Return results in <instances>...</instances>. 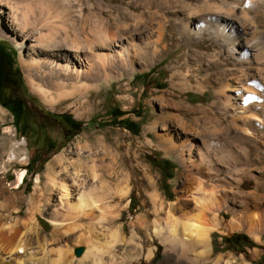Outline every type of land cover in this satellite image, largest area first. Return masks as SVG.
I'll list each match as a JSON object with an SVG mask.
<instances>
[{"label":"bare ground","instance_id":"1","mask_svg":"<svg viewBox=\"0 0 264 264\" xmlns=\"http://www.w3.org/2000/svg\"><path fill=\"white\" fill-rule=\"evenodd\" d=\"M121 3L128 7L121 8ZM104 6L106 11L102 9ZM201 9L204 13L198 18ZM166 24L179 28L180 35L186 38L207 34L223 44L222 69L215 81V93L219 112L224 117L217 120L205 116L201 128L213 134L201 141L205 151L194 145V135H185L184 144L172 143L169 127L164 129L161 141L178 148L181 163L190 173L194 169L203 175L221 164L228 168L229 162L222 160V156L221 160L208 159V150L215 154L223 151L226 156L232 154L228 159L238 157L232 144L264 131V0H87L85 4L81 0H0V33L9 34L7 37L20 49L28 48L31 57L25 65L26 72L32 70L41 81L43 86L34 87L46 101L71 96L91 101L101 92L100 80L122 76L121 68L133 64L141 53L155 55L165 39ZM257 26L262 27L261 32ZM28 79L31 83V77ZM47 90H53V95ZM223 120L227 124L225 130V125L220 126ZM227 140L231 145H225ZM103 154L105 150L88 149L87 155L72 161L64 160L63 156L55 158L60 168L54 162L48 164L47 183L40 185L39 177L35 179L28 198L27 217L20 219L21 209L17 207L6 215L0 214V264L114 263L105 262L102 255L109 251L96 246L100 230L109 227L111 240L121 241V264H141L143 256L146 261L152 259L154 249L148 247L144 255L134 226L128 235L124 226L121 230L110 226L107 216L117 210L120 198L121 202L127 199V205L131 198L127 197L128 187H121V167L116 161L107 162ZM26 172L24 168L16 172L15 188L21 186ZM191 196L197 213L185 219L176 217L172 204L166 209L164 202L151 196L153 212L157 217L165 216L163 225L167 229L163 232L157 218H153L152 233L167 249L171 243L208 246L211 226L206 219L204 201L193 193ZM42 206L48 207L45 215L52 225L53 239L86 221L84 227L90 238L83 240L82 233L67 236L74 245L68 244L63 254L54 251L56 258L49 257L54 247H50L53 242L39 222L37 212ZM13 213L18 215L14 220ZM138 226L142 225L138 222ZM32 236L35 251L30 250ZM80 242L85 244L83 251L80 250L82 254L76 256L72 249ZM128 243L138 246L139 251L130 255ZM206 250L197 252V257L204 258ZM21 251L24 254H18Z\"/></svg>","mask_w":264,"mask_h":264},{"label":"rangeland","instance_id":"2","mask_svg":"<svg viewBox=\"0 0 264 264\" xmlns=\"http://www.w3.org/2000/svg\"><path fill=\"white\" fill-rule=\"evenodd\" d=\"M81 1L83 4L87 2ZM122 7L128 6L121 3ZM102 9L107 10L105 6ZM110 13L116 20L115 12L111 10ZM203 13L201 9L197 17L201 18ZM257 28L261 32L262 27ZM165 29V39L158 45L155 55L141 53L133 64L121 68L122 76L100 80V94L88 102L77 96L44 100L34 87L43 84L32 70L28 73L25 69L31 57L28 48L23 46L20 49L7 37L9 34L0 33V68L13 80L16 92L25 103V117L37 121L40 117L33 109L51 110L69 114L77 124L72 136L58 135L55 146L45 151L47 142L37 148L35 142L19 134L11 114L0 104V214L6 215L17 207L21 209L19 218L27 217L28 198L35 179L39 177L40 185L47 183L48 164L54 162L60 168L55 158L63 156L64 160L72 161L80 155H87L88 149L105 150L104 159L111 163L116 161L121 167V187H128L127 197L131 198L129 205L127 199L121 202L120 198L117 210L107 216L108 221L113 228L121 230L124 226L127 235L134 226L144 255L148 247L154 249L152 259L146 261L143 256L141 264H225L226 261L230 264H264V131L247 138V141L232 144L238 156L234 155L233 159H228L232 154L226 156L223 151L216 152L218 157L208 150V159L221 160L222 156V160L229 162L228 168L221 164L200 175L194 169L190 173V169L184 167L179 150L173 148L172 143L184 144L185 135H194V145L205 151L201 141L205 136L213 135L201 128L205 116L217 120L224 117L219 112L220 103L215 93L224 51L221 41L210 35L186 38L171 24H166ZM49 92L53 95V90ZM220 126L225 130V120ZM167 127L172 143L161 141ZM47 130L55 134L50 128ZM225 145L231 144L227 140ZM21 168L27 172L21 186L15 188L16 172ZM188 173L192 176L189 177ZM192 193L204 201L206 219L211 226L208 246L171 243L167 249L152 233L150 222L153 218H157L163 232L167 229L163 225L165 216L157 217L153 212L151 196L155 195L158 202H164L166 209L172 204L176 217L185 219L197 213ZM47 209L42 206L37 213L43 231L53 242L49 257L56 258L53 256L58 252L63 254L68 244L74 245L67 236L82 233L83 240L89 237L84 227L86 221L81 227L65 235L60 233L57 239H53L52 225L46 220ZM17 217L12 214L13 220ZM138 222L142 226L139 227ZM109 228L100 230L99 239L93 240L96 246L109 251L102 255L105 262L121 264V241L111 240ZM84 244L75 245L72 253L80 256ZM35 247L32 236L30 250L35 251ZM126 248L130 255L139 251V247L131 243ZM204 249H207L205 257H197V252Z\"/></svg>","mask_w":264,"mask_h":264},{"label":"flooded vegetation","instance_id":"3","mask_svg":"<svg viewBox=\"0 0 264 264\" xmlns=\"http://www.w3.org/2000/svg\"><path fill=\"white\" fill-rule=\"evenodd\" d=\"M13 80L0 68V104L4 106L12 116L15 130L26 139L35 142L37 148L42 147L44 141L47 142L45 151L51 150L56 144L58 135L68 138L77 128L75 120L67 113L54 111H36L40 120H30L25 117L26 106L20 95L16 92ZM47 128L54 131L49 133Z\"/></svg>","mask_w":264,"mask_h":264},{"label":"water","instance_id":"4","mask_svg":"<svg viewBox=\"0 0 264 264\" xmlns=\"http://www.w3.org/2000/svg\"><path fill=\"white\" fill-rule=\"evenodd\" d=\"M81 250V249H80ZM80 250H77L76 252H77V254H79L80 253Z\"/></svg>","mask_w":264,"mask_h":264}]
</instances>
